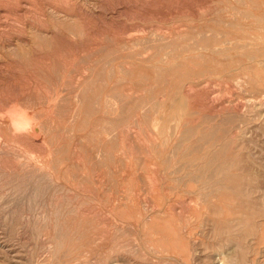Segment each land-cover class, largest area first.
Instances as JSON below:
<instances>
[{
  "label": "rangeland",
  "instance_id": "374dc122",
  "mask_svg": "<svg viewBox=\"0 0 264 264\" xmlns=\"http://www.w3.org/2000/svg\"><path fill=\"white\" fill-rule=\"evenodd\" d=\"M0 56V264H264V0H0Z\"/></svg>",
  "mask_w": 264,
  "mask_h": 264
},
{
  "label": "bare ground",
  "instance_id": "6f19581e",
  "mask_svg": "<svg viewBox=\"0 0 264 264\" xmlns=\"http://www.w3.org/2000/svg\"><path fill=\"white\" fill-rule=\"evenodd\" d=\"M1 57V56H0ZM57 84V83H56ZM32 102V101H31ZM33 102H35V101H33ZM9 106V105H8ZM12 106V105H11ZM10 108V107H9ZM30 112H31V110H30ZM28 114V113H27ZM36 116H38V115H36ZM31 118H33L34 119V117L32 116ZM38 119H39V116H38ZM40 121H41V119H40ZM39 121V122H40ZM20 122H22L21 120H20ZM36 122H37V120H36ZM41 135V134H40ZM39 137V136H38ZM42 137V136H41ZM42 139V138H41ZM38 141H39V139H38ZM1 142V141H0ZM3 143V142H2ZM17 153V152H16Z\"/></svg>",
  "mask_w": 264,
  "mask_h": 264
}]
</instances>
